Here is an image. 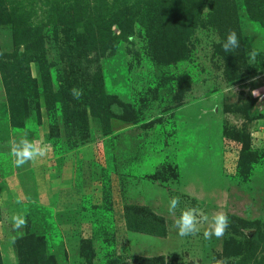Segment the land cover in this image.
Wrapping results in <instances>:
<instances>
[{
  "label": "rangeland",
  "instance_id": "rangeland-1",
  "mask_svg": "<svg viewBox=\"0 0 264 264\" xmlns=\"http://www.w3.org/2000/svg\"><path fill=\"white\" fill-rule=\"evenodd\" d=\"M253 8L0 0V264H264V18ZM230 30L240 47L225 52ZM250 105L259 118L244 116ZM25 130L50 151L17 168L10 142ZM173 196L246 226L181 237ZM14 213L27 217L22 232Z\"/></svg>",
  "mask_w": 264,
  "mask_h": 264
},
{
  "label": "clouds",
  "instance_id": "clouds-1",
  "mask_svg": "<svg viewBox=\"0 0 264 264\" xmlns=\"http://www.w3.org/2000/svg\"><path fill=\"white\" fill-rule=\"evenodd\" d=\"M221 47L225 52H232L240 47V38L234 30L227 33ZM250 55L254 57L255 54L250 53ZM72 94L78 99L81 93L80 90L73 89ZM252 94L258 98L260 97L259 91H253ZM49 151V145L31 139L30 132L27 130L22 132L18 139L10 142V155L13 157V164L17 168L46 158ZM180 204L181 198L173 196L169 198L167 206V213L175 217L172 227L178 235L187 237L200 234L201 226L207 224L208 227L202 233L205 240H211L213 237L216 239L223 237L230 224L227 213L218 211L214 216L209 217L202 209L197 207L180 208ZM178 209L179 214L177 215ZM10 222L13 231L21 232L28 224L26 215L22 213H14L10 217Z\"/></svg>",
  "mask_w": 264,
  "mask_h": 264
},
{
  "label": "trees",
  "instance_id": "trees-1",
  "mask_svg": "<svg viewBox=\"0 0 264 264\" xmlns=\"http://www.w3.org/2000/svg\"><path fill=\"white\" fill-rule=\"evenodd\" d=\"M257 3L256 1L254 0H248V6L252 7L254 6V8L252 10H250V13L249 15L253 18V19H262L264 18V13H262L264 10L261 9V4L260 3ZM259 9V13H258V10ZM88 32H89V29H88ZM99 35H103V32H100ZM102 40V38H100ZM18 77H14L13 80H15L16 84H14V86L12 88H8L10 90V92L13 94V95H16V90H18L21 86L19 85L18 81H17ZM244 116L247 118V119H257L260 117V114L258 112V110L256 108H253L252 105L248 106L247 108L244 109ZM234 140L236 141H240L243 143V150H242V154L246 153L247 154V147H245V145L248 144V142H246V137H243V138H239V136L235 135L233 136ZM251 153L250 156L252 158V160H256L258 159L256 156L255 153H252V152H249ZM128 211H136V215L138 216V207H129L127 208ZM149 213L151 214V220L150 222H156V219L155 217L152 215V213L149 211ZM229 217V220H230V224L227 228V230L229 231H232L234 233L238 232L239 230L245 228L246 226V222L242 219H239V218H236L234 216H230L228 215ZM251 227L252 228H255L258 226V222L257 221H254L252 222L251 224ZM129 230L131 231H136V232H143V233H147V234H151V235H154V236H164L165 235V230H161L160 227H154V228H147V229H142L138 226H129ZM259 240V236H258V232L256 233H252L251 235V238H249V241L250 242H257ZM138 260H141L143 263H153L155 261V259H152V258H143V259H138Z\"/></svg>",
  "mask_w": 264,
  "mask_h": 264
}]
</instances>
